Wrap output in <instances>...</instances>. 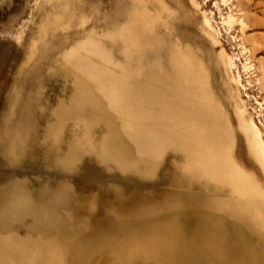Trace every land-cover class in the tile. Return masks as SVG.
I'll list each match as a JSON object with an SVG mask.
<instances>
[{
  "label": "bare ground",
  "instance_id": "bare-ground-1",
  "mask_svg": "<svg viewBox=\"0 0 264 264\" xmlns=\"http://www.w3.org/2000/svg\"><path fill=\"white\" fill-rule=\"evenodd\" d=\"M157 1L167 18L176 23V14ZM190 1L198 9L197 0ZM121 10V22L113 31L98 38L85 35L61 55L60 71L71 84L70 97L67 101L56 99L58 103L50 108L41 135L34 129L36 144L43 151L45 162L76 171L86 157H94L100 165L122 172L158 174L165 154L175 153L180 162L175 171L196 175L199 181L229 190L241 198L239 202L229 197V215L236 210L244 211L248 227L263 246L257 250L252 239H244L230 221L229 228L209 221L206 224L210 227L206 232L208 246L212 244L210 248L221 253L216 256V263L264 264V201L261 205L255 202L259 195L264 199V192L254 180L259 174L260 184L264 185V135L259 128L261 124L258 126L247 115L245 99L240 97L239 78L231 72L235 58L220 54L232 88L228 112L215 99L204 65L199 58H194L189 47L184 49L153 35L142 40L136 33L137 29L147 34L152 31L144 0H128ZM240 12L237 23L243 50L249 45L251 52L261 51L260 41L246 38L250 27L257 25L256 17ZM204 13L201 30L217 45L215 30ZM46 19L39 29L42 39L59 27H68L75 20V14L65 5ZM234 19L230 13L226 22L233 23ZM50 49L44 41L34 43L27 60L41 56L50 61ZM115 49L121 61H115ZM50 69L55 73L58 68ZM251 70H255V78L264 90V62ZM32 104L31 96L16 101L11 114L14 122L3 127L4 149L19 141L34 107ZM40 104L38 101L35 106L34 125ZM238 137L244 144L247 166L250 164L257 173L248 170L250 175L246 176L242 172ZM151 161L154 163L150 165ZM38 189L21 182L0 188V264H199L206 254L205 242L197 244L192 234L190 237V228L181 219L171 218L176 212L171 213L168 223L155 219L135 233L131 230L151 220L154 210H136L129 216L113 202L98 205L89 198L87 210L100 215L96 228L92 229L87 221H79L77 242H63L56 254H49L55 249L48 244L47 218L34 202ZM196 247H200L199 252L192 255ZM42 249L45 254L40 255L38 250Z\"/></svg>",
  "mask_w": 264,
  "mask_h": 264
},
{
  "label": "rangeland",
  "instance_id": "rangeland-1",
  "mask_svg": "<svg viewBox=\"0 0 264 264\" xmlns=\"http://www.w3.org/2000/svg\"><path fill=\"white\" fill-rule=\"evenodd\" d=\"M127 1L0 0V188L11 186L14 182L25 183L34 190L39 188L34 202L37 210L47 218L48 244L53 246L52 250L55 249L49 254H56L63 242L73 244L77 242L79 221H87L92 229L96 228L100 215L87 210L88 198L93 200V204L98 205L105 201L113 202L120 209L119 211L129 216H133L136 210L140 212L147 208L154 210L151 220L131 230L135 233L144 230L155 219L159 223H168L171 213L176 212L177 215L172 213L171 218L181 219L190 228V237L192 234L197 244L202 241L207 246L206 254L199 264H217L216 256L221 255L216 248H210L212 244L208 246L206 232L210 231V227L206 224L209 221L227 228L229 221L232 222L238 227L243 238L252 239L256 249L260 251L263 246L257 234L252 233L248 227L247 214L236 210L229 215V197L236 201L241 198L233 195L229 190L199 181L196 175H184L175 171L176 164L180 163L175 153L165 154L158 174L140 171L122 172L120 169L100 165L95 162L94 157H86L76 171L63 170L56 163L45 162L43 151H40L36 144L34 129L36 128L41 135L44 126L47 125L50 108L55 107L60 101H67L68 95L70 97L71 84L60 71L61 55L71 45L81 41L85 35L98 38L113 31L121 22V9ZM159 1L176 14V23L167 18L157 0H144L146 12L152 22V31L147 34L137 29L136 33L142 40L153 35L160 41L176 44L184 49L189 47L194 58H199L203 63L209 76L210 88L213 87L211 90L217 97L215 99L220 100L228 112L229 93L232 92V88L228 79L229 71L223 66L220 54L223 52L229 58H235L232 59L234 65L231 72L233 76L239 78V91H242L240 97L243 98L242 100L245 99L243 102L247 115L251 116L258 126L261 124L259 128H262L264 135V90L256 80L257 77L255 78V70H251L257 68L259 62H264V0H251L252 3L250 0L249 2L248 0H197L200 7L198 9L190 0ZM201 4L205 10L201 8ZM65 5H68L69 11L75 14V20L69 23L68 27H59L42 39L39 29L47 20V15L57 14L59 7ZM193 7L200 11L197 12ZM240 10L244 11L242 14L257 19L256 27H250L246 38L260 41L262 48L259 52H251L249 45L246 51L243 50L237 23ZM235 12L239 13L236 15ZM203 13L215 30L217 41L219 40L217 45L213 44L201 30ZM230 13L235 17L233 23L226 22L229 21ZM40 41L50 46V61L42 59L41 56L28 61L30 47ZM113 57L115 61H121L116 49L113 51ZM248 66H252L250 70ZM35 67L38 69L33 72ZM53 67L58 68L55 73L50 69ZM27 96H31V103L34 106L29 120L20 133L19 141L6 150L2 144L3 127L7 123L12 125L14 116L12 118L11 114L16 101L26 100ZM38 101L39 104L41 102L39 105L41 110L34 125V110ZM244 152L242 138L238 137L237 153L242 154L239 155L242 160V172L246 176L250 175L249 171L257 173L250 164L247 166ZM169 158H172L171 161ZM153 163L151 161L150 165ZM257 175L254 176L255 183L260 185V189L264 192V185L260 184L261 177ZM263 201L260 195L255 199L257 205H261ZM17 232L22 234L23 231L17 229ZM199 249L200 247L193 248L192 255H196ZM226 250L228 251L229 248L227 247ZM38 253L45 254V249L38 250Z\"/></svg>",
  "mask_w": 264,
  "mask_h": 264
}]
</instances>
